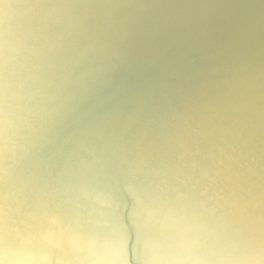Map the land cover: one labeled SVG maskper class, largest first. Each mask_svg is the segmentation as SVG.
<instances>
[{
    "label": "water",
    "instance_id": "95a60500",
    "mask_svg": "<svg viewBox=\"0 0 264 264\" xmlns=\"http://www.w3.org/2000/svg\"><path fill=\"white\" fill-rule=\"evenodd\" d=\"M5 30L0 243L12 259L261 264L264 0H6ZM144 209L177 216L147 261Z\"/></svg>",
    "mask_w": 264,
    "mask_h": 264
},
{
    "label": "snow or ice",
    "instance_id": "6c2138e0",
    "mask_svg": "<svg viewBox=\"0 0 264 264\" xmlns=\"http://www.w3.org/2000/svg\"><path fill=\"white\" fill-rule=\"evenodd\" d=\"M0 4L6 5V0H0ZM7 22L5 18V23ZM7 30L3 33H0V37L6 38ZM4 44H6V39L4 40ZM6 53V48L0 47V54ZM145 210V218L143 222H137L136 224V232H137V245L138 248L143 252L144 260L147 261L149 258H155V254L158 251V246L160 242L166 238L175 236L172 231L171 225L177 222V216L169 210L168 214L157 215L153 212L152 209H144ZM181 223H187L188 217H181ZM206 224H210V221H205ZM204 227V224L200 226ZM127 246V236L125 233H121L117 238L115 245L113 247V251L115 253L116 258L120 260H124V252ZM0 250H7V241H3L0 243ZM184 253V249L182 248ZM262 264H264V257L261 258Z\"/></svg>",
    "mask_w": 264,
    "mask_h": 264
},
{
    "label": "clouds",
    "instance_id": "9594fccd",
    "mask_svg": "<svg viewBox=\"0 0 264 264\" xmlns=\"http://www.w3.org/2000/svg\"><path fill=\"white\" fill-rule=\"evenodd\" d=\"M260 259V257H257ZM0 264H42V259L37 258L35 256H28L25 259H12L11 253L8 250L5 251L4 255L0 257ZM48 264H51L49 261ZM262 264V260H261Z\"/></svg>",
    "mask_w": 264,
    "mask_h": 264
}]
</instances>
